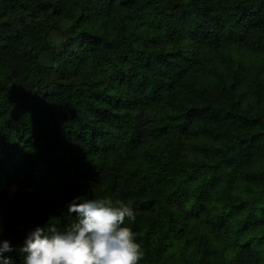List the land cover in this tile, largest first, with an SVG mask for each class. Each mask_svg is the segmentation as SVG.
Returning a JSON list of instances; mask_svg holds the SVG:
<instances>
[{
  "label": "trees",
  "instance_id": "trees-1",
  "mask_svg": "<svg viewBox=\"0 0 264 264\" xmlns=\"http://www.w3.org/2000/svg\"><path fill=\"white\" fill-rule=\"evenodd\" d=\"M76 197L140 264H264V0H0L3 255Z\"/></svg>",
  "mask_w": 264,
  "mask_h": 264
},
{
  "label": "clouds",
  "instance_id": "clouds-1",
  "mask_svg": "<svg viewBox=\"0 0 264 264\" xmlns=\"http://www.w3.org/2000/svg\"><path fill=\"white\" fill-rule=\"evenodd\" d=\"M67 213L75 214V221L63 231L47 224L28 233L19 250L23 264H140L144 259L136 233L126 226L137 215L123 200L76 197ZM11 251L10 241H0V264H14L3 255Z\"/></svg>",
  "mask_w": 264,
  "mask_h": 264
},
{
  "label": "rangeland",
  "instance_id": "rangeland-1",
  "mask_svg": "<svg viewBox=\"0 0 264 264\" xmlns=\"http://www.w3.org/2000/svg\"><path fill=\"white\" fill-rule=\"evenodd\" d=\"M8 191H13L14 189H15V187L14 186H12V185H3Z\"/></svg>",
  "mask_w": 264,
  "mask_h": 264
}]
</instances>
